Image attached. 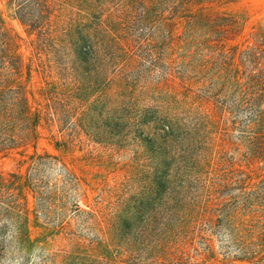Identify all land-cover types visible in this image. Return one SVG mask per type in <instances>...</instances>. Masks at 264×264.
I'll return each instance as SVG.
<instances>
[{
  "label": "rangeland",
  "instance_id": "obj_1",
  "mask_svg": "<svg viewBox=\"0 0 264 264\" xmlns=\"http://www.w3.org/2000/svg\"><path fill=\"white\" fill-rule=\"evenodd\" d=\"M82 6L83 23L119 18L120 34L147 38L139 81L111 72L106 41L83 61L93 27L68 48L75 79L61 77L60 52H36L13 0H0V264H251L245 252L264 239V208L253 201L264 192H248L264 179V0ZM40 63L50 67L39 73ZM164 70L170 81L159 84ZM47 97L69 109L63 119ZM44 153L78 186H64L59 164L32 172ZM30 179L59 198L48 217Z\"/></svg>",
  "mask_w": 264,
  "mask_h": 264
},
{
  "label": "trees",
  "instance_id": "obj_2",
  "mask_svg": "<svg viewBox=\"0 0 264 264\" xmlns=\"http://www.w3.org/2000/svg\"><path fill=\"white\" fill-rule=\"evenodd\" d=\"M83 3H85V0H13V8L17 19L21 25L25 27V31L30 35H34V38L31 39V44L34 46L36 52L46 53V51H49L53 52V54L54 52H60L61 55H59L58 61H54V63L57 64V74H59L61 77L64 78L70 76L72 80L75 79L74 70L70 65V55L68 48L71 46L72 38L74 36L79 37V39H87V37H84L81 33L82 27H93L91 28L93 30V41L89 42L90 54L88 56V50L85 51L83 61L86 64H90L88 63L89 58L95 60L98 59L99 57L96 58V54L99 50L98 45L104 43L103 41H106L105 45L108 47V49L104 51V56L110 63L111 72L121 74L122 79L126 84L133 81H139L136 75H134L132 72H134L136 67V57H140L138 51L141 50L143 43H149L147 38H130L127 34H120L118 31L120 28V23H118L119 18L118 20H112V22H108L107 24L104 23V20L100 19L99 17L98 21L95 23V26L89 23L81 22L79 19L83 18V14L79 13V10L84 11L85 8L82 6ZM98 9L100 10V13L103 12V7L101 4L98 6ZM55 46H58V48ZM147 55L149 56V54ZM61 56H64L65 60H62ZM12 65V68L18 67V63L16 61L12 63ZM37 67H39L37 68V71L39 73H43L45 72V67L49 68L50 66L40 63L37 65ZM169 81L170 79L168 71H162V73L158 76V83L164 84ZM45 105L48 110L51 111L52 115L57 117V119H63L64 114H68L69 112V109L67 108H57L52 97H47ZM125 113H127L125 115L129 114L128 111ZM133 121L134 120L126 119V123L128 125H131ZM70 125H72L74 129L76 128L74 121L70 122ZM151 127L153 128L154 126ZM154 130L155 132L157 131V129ZM262 151L263 148L260 147L258 153L262 155ZM46 164H49L50 166L59 164L62 167V170H64L66 174V182L64 186L67 184L72 187L78 186L77 176L69 171L66 165L58 160L57 157L49 153L36 156L30 166V170L32 172H36L40 167H43ZM225 178L226 174H224L222 177H219V181H222ZM29 185L34 191L35 197H37V200L41 204L42 208L40 207L39 211L43 210L44 215L48 217V209H50V204L52 201L59 199L55 196V190L50 188L40 190L38 189V184L31 179L29 180ZM217 186L220 187L223 186V184L219 182ZM254 186L256 188L248 192L251 194L255 192L257 194L262 190L263 193L264 179H261L259 183L255 184ZM214 191L218 192V188L214 189ZM99 197L100 196H98V198ZM261 199V203L258 202V200L253 201H257V204L260 206V208H264V197H261ZM214 204L216 203H213V205L210 206L212 208L206 206L204 210L208 212L216 211L217 208L214 206ZM250 204L252 205L253 202ZM72 211L75 213L82 212L85 214L86 218L95 217L93 211L80 209L77 203L73 204ZM55 219L56 220L53 218L51 221H55L57 230L66 232L67 224L64 217L56 216ZM245 256L251 264H256L260 260L264 259V239H259L257 242H254L251 249L245 252Z\"/></svg>",
  "mask_w": 264,
  "mask_h": 264
}]
</instances>
